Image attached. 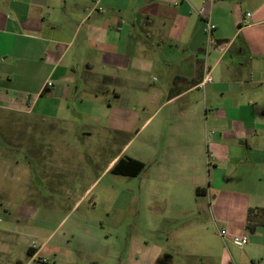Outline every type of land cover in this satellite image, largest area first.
<instances>
[{"label":"crops","instance_id":"obj_1","mask_svg":"<svg viewBox=\"0 0 264 264\" xmlns=\"http://www.w3.org/2000/svg\"><path fill=\"white\" fill-rule=\"evenodd\" d=\"M0 99L73 128L81 159L96 129L103 144L138 129L140 152L122 155L132 138L103 166L144 176L121 263L264 264V0H0ZM122 158L145 168L117 174ZM49 239L22 256L4 233L0 264H73Z\"/></svg>","mask_w":264,"mask_h":264},{"label":"rangeland","instance_id":"obj_2","mask_svg":"<svg viewBox=\"0 0 264 264\" xmlns=\"http://www.w3.org/2000/svg\"><path fill=\"white\" fill-rule=\"evenodd\" d=\"M11 106L0 99V238L9 232L16 239L10 248L22 256L27 255L30 245L38 247L50 237L46 251L61 248L60 261L90 264L86 254L98 250L109 252L103 264H123L120 260L130 235L146 226L148 215L141 206L140 189L144 176L103 173V166L132 138L122 155L140 152L138 129L120 138L108 133L105 144L106 134L96 129L93 137L100 145V155L93 153L90 145L91 156L81 159L75 151L67 154L75 136L73 128L66 124L35 127V122L54 121L52 115L38 107L29 112L27 106ZM63 114L74 116L72 112ZM78 116L81 119L84 114ZM96 179L86 192L88 182ZM2 243L6 240H0ZM200 263V257L188 260V264ZM33 264L53 261L37 259Z\"/></svg>","mask_w":264,"mask_h":264},{"label":"trees","instance_id":"obj_3","mask_svg":"<svg viewBox=\"0 0 264 264\" xmlns=\"http://www.w3.org/2000/svg\"><path fill=\"white\" fill-rule=\"evenodd\" d=\"M144 168L145 164L143 162L133 158H122L114 167V172L121 175L137 176ZM203 190L204 189H197V192L200 193ZM254 212L255 209L251 208L249 211V218L252 217Z\"/></svg>","mask_w":264,"mask_h":264},{"label":"built area","instance_id":"obj_4","mask_svg":"<svg viewBox=\"0 0 264 264\" xmlns=\"http://www.w3.org/2000/svg\"><path fill=\"white\" fill-rule=\"evenodd\" d=\"M202 12H204V9H202ZM206 26H207V30L209 33H212V31L215 29V25L206 22ZM219 47L222 49H224L223 45H219ZM212 82V78L208 75L205 77V79L202 81V83L200 84V87H204L207 83H211ZM222 235H225L226 232L225 231H221ZM247 243V238L244 237L241 239V244H246Z\"/></svg>","mask_w":264,"mask_h":264}]
</instances>
